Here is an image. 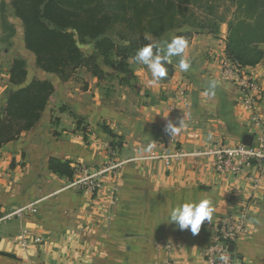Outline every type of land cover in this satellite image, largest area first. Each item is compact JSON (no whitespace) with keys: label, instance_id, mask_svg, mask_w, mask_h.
Instances as JSON below:
<instances>
[{"label":"crops","instance_id":"0c3cea01","mask_svg":"<svg viewBox=\"0 0 264 264\" xmlns=\"http://www.w3.org/2000/svg\"><path fill=\"white\" fill-rule=\"evenodd\" d=\"M176 31L151 35L167 39ZM191 31L184 53L188 71L181 72L174 58L167 77L153 82L147 66L128 57L124 61L134 75L128 83L103 63L92 42L82 50L97 57L104 77L80 67L62 81L36 65L22 31L9 42L1 41L0 33V109L18 87L9 80L14 58L26 61L24 83L40 78L54 84L36 124L0 147V216L29 206L22 215L0 221V264H202L218 225L242 209L245 229L232 251L240 264H264V169L251 165L237 174L219 172L213 157L205 155L169 165L138 159L163 149L169 121L179 128L172 135L184 151L252 141L241 93L222 74L227 23L220 22L215 33ZM245 70L262 85L257 113L264 120V53ZM119 140L117 160L125 162L93 195L66 187L69 179L48 168L50 157L96 168L108 158L105 144ZM257 177L259 185L253 187ZM202 195L212 199L215 212L197 234L163 221L171 205Z\"/></svg>","mask_w":264,"mask_h":264},{"label":"trees","instance_id":"16d2710c","mask_svg":"<svg viewBox=\"0 0 264 264\" xmlns=\"http://www.w3.org/2000/svg\"><path fill=\"white\" fill-rule=\"evenodd\" d=\"M189 5L203 7L207 21L191 14L192 21L187 23L183 10ZM4 7L0 1V31L7 32L1 41L9 42L15 28L6 20ZM11 7L22 22L24 45L35 56L36 65L62 81L72 78L80 67L98 79L104 77L97 57L82 50L81 45L91 41L103 63L121 74L120 82L128 83L134 75L124 59H134L136 51L149 43L133 42L139 31L160 36L175 29L176 36L188 41L191 29L210 28L215 33L218 24L226 22L224 53L230 61L241 67L254 66L264 53V0H11ZM186 24L190 28L180 30ZM26 73V61L14 58L9 80L18 87L0 109V147L36 124L54 91L50 79L24 83ZM115 145L121 146V141ZM48 168L68 179L75 172L68 160L54 157L48 159Z\"/></svg>","mask_w":264,"mask_h":264},{"label":"built area","instance_id":"2783aa9c","mask_svg":"<svg viewBox=\"0 0 264 264\" xmlns=\"http://www.w3.org/2000/svg\"><path fill=\"white\" fill-rule=\"evenodd\" d=\"M222 74L233 82L239 89L241 96L240 107L248 114L249 127L252 133V141L249 144L238 143L236 145H224L216 142L206 149L184 151L177 148L174 136L166 132V139L163 141L161 151H151L147 156L138 159H161L165 165L172 160L186 156H212L214 167L219 172L239 173L244 167L256 165L264 169V120L258 115L257 108L262 98V85L256 77L245 70L226 56L222 57ZM163 126L162 124H160ZM108 158L96 168L74 165L77 175L69 179L66 187L80 190L83 193L93 195L101 187L116 175L118 169L125 161L117 160L118 149L114 143L105 144ZM252 186L257 187L260 179H252ZM29 206L17 208L0 216V221L13 216H20ZM246 211L242 209L239 213L228 216L217 228L215 239L203 250L202 264H240L230 246L235 243L243 234L245 229ZM22 241H25L22 239ZM169 245L166 246V249ZM226 257L222 260L221 257ZM162 264H169L165 261Z\"/></svg>","mask_w":264,"mask_h":264},{"label":"clouds","instance_id":"9594fccd","mask_svg":"<svg viewBox=\"0 0 264 264\" xmlns=\"http://www.w3.org/2000/svg\"><path fill=\"white\" fill-rule=\"evenodd\" d=\"M144 37L150 42L136 51L134 62L147 66L153 82H159L167 77V65L171 64L174 58H178L181 72L190 69V61L184 56L188 47L186 38L170 34L167 39L157 40L149 33H145ZM210 86L214 90L216 82H211ZM212 94L214 95V91ZM165 131L171 135L177 133L179 128L169 121ZM214 212L215 206L210 197L203 195L197 198L187 197L171 205L167 218L163 221L174 224L180 230L190 229L191 233L195 235L199 232L204 221L207 220L211 223ZM221 259L226 260L227 258L222 256Z\"/></svg>","mask_w":264,"mask_h":264},{"label":"rangeland","instance_id":"374dc122","mask_svg":"<svg viewBox=\"0 0 264 264\" xmlns=\"http://www.w3.org/2000/svg\"><path fill=\"white\" fill-rule=\"evenodd\" d=\"M0 1H3L5 4L3 14H4L6 20L8 21V23L12 24L15 28V31H17L18 33H20V31L23 32V25H22L21 20L19 18H17L13 13V9L11 7V0H0ZM221 13H224V11H221ZM191 14L193 15V17L197 16L196 18H198V17L203 18V20L200 19V21H202V22L207 21V19L205 18V15H204L205 10L203 9V7H194L192 5H189L188 7L184 8L183 15L186 18H189L187 23H191V21H192V19H190ZM181 16L182 15H180V17ZM227 17H229V13L227 14ZM196 20H198V19H196ZM134 27H136V26H134ZM188 28H190V27L186 24V25H183L180 30H183V29L185 30ZM0 33H1V36H4L7 32L3 33L2 31H0ZM144 34H145V32L139 31L135 37V39L137 40V42H135V43L140 42V44H142L143 41H146ZM88 42L90 43L91 41H88ZM146 42H148V41H146ZM86 44L87 43L82 44V47H85Z\"/></svg>","mask_w":264,"mask_h":264},{"label":"water","instance_id":"95a60500","mask_svg":"<svg viewBox=\"0 0 264 264\" xmlns=\"http://www.w3.org/2000/svg\"><path fill=\"white\" fill-rule=\"evenodd\" d=\"M133 42L135 43V42H137V40H136V39H133ZM244 143L249 144L250 142L246 141V139H245V140H244ZM230 248L232 249L231 246H230Z\"/></svg>","mask_w":264,"mask_h":264}]
</instances>
